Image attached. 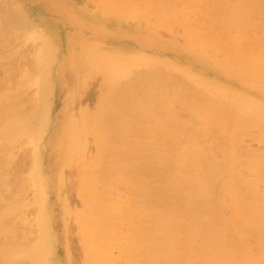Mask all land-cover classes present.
Masks as SVG:
<instances>
[{"label":"bare ground","instance_id":"6f19581e","mask_svg":"<svg viewBox=\"0 0 264 264\" xmlns=\"http://www.w3.org/2000/svg\"><path fill=\"white\" fill-rule=\"evenodd\" d=\"M100 1L108 5L110 9H128L132 0ZM174 1L168 0L171 4L169 9L165 7L166 0L156 6L153 5L157 3L156 1L147 0L144 6L153 7L158 15L168 19L170 13L181 11V9L178 10L181 6L175 7V3L172 4ZM194 1L198 5H202L203 2L204 6L208 2L212 4L214 6L212 15L217 12L227 13L229 27L232 28L228 31L230 39L231 37L233 39L232 50L239 42L245 40V29L260 26L255 22L256 15L261 14L264 19V10H261L264 0H238L236 4L224 3L226 0ZM142 7L129 9L131 13L127 12L132 16L142 12L146 14L148 9ZM195 7L197 9L199 6L195 5ZM255 7L259 8L254 9ZM148 12L151 14L153 10ZM14 13L11 11L6 18L7 25L12 23ZM187 25L192 34L198 35L191 22ZM3 27H0L2 54L4 50L5 53L7 52L5 42L11 41V38L15 40V36L17 38L15 34L10 35L12 31H8L9 29L6 31L10 36H6L7 32L4 33V30L7 26L3 25ZM32 33L36 36L40 33L44 38L55 42L52 35L41 31L39 27ZM60 38L62 37L58 33L57 42L61 40ZM86 44L87 42L83 43L78 50L76 48L71 50V65L75 71L79 73L80 68L84 67V75L78 74L79 79L76 84L83 85L84 81L92 76L96 65L109 75L111 83L108 91L110 93L102 96L97 115L90 118L82 112L83 123L82 120H76L66 130L62 150L64 154H62L65 155L64 167L71 165L75 156L73 150L78 142L90 133L96 134L99 154L86 168L83 166L80 188L85 202L80 220L91 247V257L88 262L110 264L114 259L113 252L110 253L109 248L118 245L125 247L121 248L124 250V260L127 264H264V202L258 197L261 195L251 192L255 185L261 183L260 177H248L244 173V168L245 170L249 168L253 172L255 166L252 165L255 163H248L246 157L242 158V154L239 155L240 153L232 150L225 151L224 147H222L224 158H216L211 146L205 145L203 141L215 126H219L224 131L223 135L229 134L233 137L232 139H238L246 134L243 133L244 131L259 121L255 120L256 110L244 112L226 96L229 92L207 84L193 75H191L192 79L199 83L193 80L197 85L193 87L196 89L195 92L182 87L179 83L181 77H178V74L176 77L170 76L166 66L162 69V66L157 67L160 63H152L153 58L150 62L145 56L143 59L136 57H117V59L110 54L94 57L91 52L83 49ZM243 46L236 48L237 52L240 51L238 54L244 51L245 55L247 52L244 57H247L248 61L256 63L258 60L260 64H264V56H259L255 52V46L249 48L250 50L252 48L251 51L256 53L257 57L259 56L255 58V61L249 60V57L254 59L252 57L254 54L248 55L250 50H243ZM67 50L70 52V48ZM0 58L3 59L4 55ZM10 61L12 63V59L7 60L9 65ZM251 62L249 64L255 65ZM144 64L148 65L142 66ZM59 71L61 70L56 65L53 66L52 73ZM142 75L149 77L141 79ZM125 78L133 79L128 83H122L121 81ZM12 81L14 84L17 80ZM20 81L10 86V84L1 83L0 80V164L3 162L1 164L3 169V165L6 167L5 164L12 162L15 155L13 148L16 149L18 143L21 146L24 142L23 147H25L35 142L33 134L28 131L26 121L32 119L33 110L39 109L40 103L39 100L30 99V97L27 101L24 99L26 86L23 85L24 81ZM244 83L249 90L257 92V101L264 103V92L261 91V97L260 88L256 84L249 81ZM198 85L203 86L206 92L209 91L208 94L203 89L199 91ZM227 87L235 89L232 85ZM170 90H174L171 91L172 94L169 93ZM217 90L219 91L215 92ZM215 94L220 97L216 99ZM244 102L242 104L245 108ZM43 108L44 104L40 108L41 112ZM184 111L188 115L179 114ZM184 114L187 117H184ZM35 116L40 117V111L36 112ZM41 125L42 123L39 124ZM114 131L119 133H113ZM54 138L55 134L50 137V141H54ZM47 154L49 155V152ZM54 155L53 153L52 156ZM38 157L39 151L34 157V165L30 167L32 168L30 174L23 178L25 180L23 182L31 186L28 185L29 189L37 190L36 202L41 208L37 212V217L33 219V222L31 221L32 224L25 218L24 221L21 220L23 223L20 221L22 225L29 221L31 230L27 229L28 225L26 230L31 231L34 238H29L30 233L28 235L23 231V237L19 236L22 229L18 232V227L8 219L9 214L14 212L17 206L10 204L11 206L9 205L10 207L5 211L0 207L3 210L0 213V264H23L24 262L49 264L45 253L49 241L46 235L48 232L46 233L44 209L47 210V217L49 211L45 204V208L43 207L45 202L42 201V194L47 199L46 190H50L53 183L49 173L46 181L40 175ZM41 157H43V151L41 153L40 150ZM251 168L254 169L251 170ZM13 183H10L12 187H14ZM118 186L119 188L124 186L126 189L124 187L123 189L128 190L129 195L127 193L126 200L121 199ZM21 191L24 192L23 189ZM13 192L11 197L14 195ZM9 193L7 196H10ZM248 194L251 195L248 196ZM7 204L4 205V209ZM227 208H232L236 215L230 219L226 218L224 211L228 210ZM49 220L50 218L48 222ZM23 227L25 228V225ZM117 232L119 235L114 237ZM254 239L255 246L252 245ZM29 241H32L33 245L29 246Z\"/></svg>","mask_w":264,"mask_h":264},{"label":"rangeland","instance_id":"374dc122","mask_svg":"<svg viewBox=\"0 0 264 264\" xmlns=\"http://www.w3.org/2000/svg\"><path fill=\"white\" fill-rule=\"evenodd\" d=\"M146 1L132 0L131 6L127 7L128 9H110L108 5L103 4L100 0H0V27H3V25L7 26L4 30V33L7 32L6 36L17 35V38L13 35L15 36V40L12 38L10 39L11 41L5 40L7 41L5 42L7 47L4 45L7 49L6 53L5 50L4 54L0 51L2 58L4 55L3 59L0 58L1 83L12 86L18 80L24 81L23 85L26 86L24 99L27 101L30 97V99L39 100L40 103L39 109L33 110L34 118L32 117V119L26 121V126L29 127L28 131L30 134H33L35 142L32 145H26L27 149L23 147L24 142L23 144L21 142L23 148L18 143L17 148H13V153L15 154L13 158L15 159L12 158L11 163L5 164L6 167L3 165L4 169L1 165L3 162L0 164V171L2 172L0 173V203L3 204V207L2 204H0V207L4 211L11 205H15L17 208L20 207L11 212L8 219L12 221L10 222L13 225L18 227V232L22 229L18 234L19 236H22V231L27 232V234L31 232L30 223L37 217V212L40 211L41 206L36 202L37 190L29 189L30 185L28 184V186L26 182H23L25 181L23 178H26L30 174L32 169L30 167H32V164L34 165V157L37 155V151H39L38 165L41 169L40 175L46 181L50 174L53 183L51 189L46 190L47 199L42 194V201L45 202L43 203V207L45 208V204L49 211V216L47 217V210L46 208L44 209L47 227L46 233L48 232L46 234L48 238H46L49 241L45 253L49 264H90L88 259L91 257V247L80 220L85 205L80 188L83 166L86 168L99 154L96 134L90 133L89 136H85V138H82L78 142L77 147L73 150L75 156L71 165L68 164L64 167L65 155H63L62 151L64 149L63 140L66 136V130L70 125L76 122V120H82L83 123L84 115L82 116V112H85L86 117L89 116L90 118L97 115L102 96L110 93L108 91L111 83L110 77L104 69L96 65V68H93L94 72L92 76L87 78L83 85L76 84L79 79L78 74L84 75V67L80 68L79 73L75 71V68L71 65V50L75 48L77 50L80 49L85 42L87 44L83 49L89 53L91 52L94 57L110 54L113 58L136 57L143 59V56H145L149 58L150 62L154 59L152 63H160L158 66L156 65L159 68L162 66L163 69L166 66L169 69L167 73H170V76L176 77V74H178V77H181L179 81L180 85L190 89L192 92H195L196 89L194 88L197 85L193 82L194 79H192L191 75L205 81L207 84L229 92L226 96L232 99L231 101L235 106H240L244 112L246 110L252 112L256 110L257 113L254 112L256 118H254L259 121H256L257 124L253 127L250 126L247 130L248 132H243L246 133L243 134L244 137L241 135L238 139L235 138L234 140L229 134L223 135L224 131L219 126H215L210 131L209 136L205 137L203 141L205 145L211 146L212 153L216 155V158H224V150H232L238 154L240 153L239 155L242 154V158L246 157L245 159H247L248 163H255L256 165H252L253 167L255 166V169L251 168V170L254 169L253 172L249 168H246L247 171L244 168V173L248 177H260L261 183L258 182L259 184L257 183L258 185H255L256 188L254 186L251 192L254 191L255 195H261L258 197L262 198L264 202V103H259L257 101V92L249 90L247 84L244 83L249 81L256 84L260 88L259 95L262 97L261 91L264 92V64H260L258 60L256 63L248 61L247 57L246 60L244 56H246L247 52L244 55L245 52L243 51L245 49L247 51L250 47L255 46V52L259 56H264L263 15H256V21L254 20L260 26L244 30L245 40L243 39L244 41L237 44V47L241 48L244 45V49L242 50V54H238L240 51H236L237 47L234 48L235 50L231 49L233 39L232 37L230 39L228 31L232 28L229 27L227 13L217 12L215 15H212L214 6L208 4L209 2L205 3L207 5L204 6V2L203 4L201 3L202 5H198L194 0H192L193 2L186 0L190 2L186 4L185 0L176 2L173 0L172 4L175 3V7L181 6L178 9H181V11H178L180 14L174 11L166 19L163 18L165 16L158 15L153 7L151 9L144 6ZM154 1L157 2L153 4L155 6L165 2V0ZM166 2L165 7L169 9L171 4L168 3V0ZM194 2L195 4L193 5ZM226 2L236 4L238 0L224 1V3ZM184 4L185 7H183ZM195 5L200 8L196 9ZM127 6H129L128 2ZM140 7H145L148 11L153 10V12L150 14V12L146 11V14L142 12V14H138L137 16L129 14V12L131 13V9H139ZM256 8L259 7H255L254 9ZM261 10H264V5ZM11 11L12 13L15 12V16H13L12 23L7 25L5 20ZM259 12L261 11L259 10ZM188 22L194 25L198 35L192 34L189 31ZM37 27L41 28V31L52 35L55 38V42L49 41L41 36L40 33L37 36L32 33ZM6 30L12 31L10 35ZM58 33L62 38L57 42ZM3 38L2 43H4ZM7 39L9 38L7 37ZM241 43L243 45H240ZM67 48H70V52H68ZM251 50L250 53L248 51V55L251 56V53L255 55L256 53ZM13 53H15L14 56ZM254 55L252 56L254 59L248 56L249 60L255 61L257 55ZM9 59H12V63L11 61L9 62L10 65L7 63ZM249 62L255 63V65L249 64ZM55 65L61 70L58 73H52L53 66ZM146 65L148 64L142 66ZM145 77L149 76L142 75L141 79ZM175 77L173 78L175 79ZM15 79L17 81H14L13 84L12 80ZM132 79L125 78L121 82L128 83ZM194 81L198 83L196 80ZM200 85L205 86L204 84ZM228 85L235 86V89H229ZM203 86H199L200 90L198 88L197 90L202 91L203 89L208 94L209 91L206 92L207 90ZM171 91L174 90H170V94H172ZM219 97L216 96V99ZM242 102H244L245 108ZM43 104L44 108L41 112L40 108ZM247 104H252L250 106L253 109H250L251 107ZM39 111L41 116L36 117L35 113ZM181 113H185V111L179 114ZM185 114L188 115V113ZM185 114L184 117H187ZM181 115L183 116V114ZM40 123H42L41 126H39ZM113 133L119 132L114 131ZM54 134V141L51 142L50 137ZM222 147H224V150H222ZM40 150L41 153L43 151V157L41 158ZM22 152L23 154H21ZM48 152L50 156L47 154ZM53 153L55 154L54 156H52ZM14 164L15 166H13ZM12 182L16 184L15 186L13 183V186L16 188L10 185ZM21 184L24 185L23 188ZM17 186L20 189H17ZM123 187L119 188L118 186V190L121 193V199L126 200L129 193ZM21 189L24 190L25 194ZM8 192H10V196H7ZM11 192L14 194H12V197ZM248 192L250 193L249 189ZM23 197L26 198L23 199ZM259 198L258 200H260ZM4 202L5 204L8 203L5 209ZM1 208L0 213L1 211L3 212ZM19 209H25V211ZM227 209L224 211L226 218L230 219L236 215L232 208ZM24 218L30 221V223L28 221L29 224L27 222L25 224L24 222L25 228L20 224L21 220L24 221ZM48 218H50V223L48 222ZM27 225L30 227L27 228ZM26 228L30 229V232ZM32 230L34 231L33 228ZM32 235L30 233V237H28L34 238ZM118 235L119 233L117 232L114 237ZM252 242V245L255 246V239ZM28 243L29 246L33 245L32 241ZM121 247L115 245L109 248V252H113L112 257L114 259L110 264L126 263L123 255L124 250Z\"/></svg>","mask_w":264,"mask_h":264}]
</instances>
